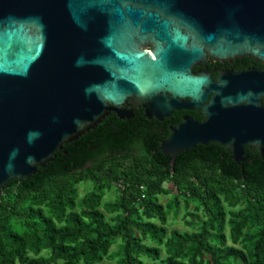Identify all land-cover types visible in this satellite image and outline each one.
Here are the masks:
<instances>
[{
	"label": "water",
	"instance_id": "1",
	"mask_svg": "<svg viewBox=\"0 0 264 264\" xmlns=\"http://www.w3.org/2000/svg\"><path fill=\"white\" fill-rule=\"evenodd\" d=\"M205 51L264 62V0H0V187L30 178L109 111L129 117L130 97L161 118L178 98L204 101V85L207 118L173 127L159 150L172 164L209 143L237 163L248 144L264 157V109L224 108L223 82L192 72ZM255 76L263 93L264 70Z\"/></svg>",
	"mask_w": 264,
	"mask_h": 264
},
{
	"label": "trees",
	"instance_id": "2",
	"mask_svg": "<svg viewBox=\"0 0 264 264\" xmlns=\"http://www.w3.org/2000/svg\"><path fill=\"white\" fill-rule=\"evenodd\" d=\"M124 127L107 116L0 187V264H264V157L246 149L237 163L210 143L172 164L163 134ZM84 181L93 188L79 196ZM182 209L189 230L170 225Z\"/></svg>",
	"mask_w": 264,
	"mask_h": 264
},
{
	"label": "flooded vegetation",
	"instance_id": "3",
	"mask_svg": "<svg viewBox=\"0 0 264 264\" xmlns=\"http://www.w3.org/2000/svg\"><path fill=\"white\" fill-rule=\"evenodd\" d=\"M263 70L264 62L251 54L222 58L213 56L208 51H205V55L192 66L193 73L207 75L210 83L223 82L224 108L239 109L245 113L264 109V92L259 93L255 83L256 73ZM235 87L242 90L240 98L230 92ZM203 89L207 91V98L204 101L191 102L190 98H178L179 107L173 108L161 118L155 115L149 116L144 106L147 100L138 101L133 96L121 108L129 117L120 118L114 110L109 111L107 116L116 117L120 123L125 124L126 130L163 134L162 142L168 138L173 127L184 123L187 119L202 122L207 118L206 107L213 99L214 89L211 85H204ZM170 96L168 94L164 102H167ZM246 149L257 151L251 144L246 145ZM244 157L245 160L248 158L245 154Z\"/></svg>",
	"mask_w": 264,
	"mask_h": 264
},
{
	"label": "rangeland",
	"instance_id": "4",
	"mask_svg": "<svg viewBox=\"0 0 264 264\" xmlns=\"http://www.w3.org/2000/svg\"><path fill=\"white\" fill-rule=\"evenodd\" d=\"M170 186V185H168ZM93 188V183L91 182H81L79 185H78V193H79V196H82L84 193H86L87 191L91 190ZM116 196V190L115 189H112L110 190L109 192H107L105 194V197L104 199L105 200H113ZM161 202L163 204H165L168 200H169V197L168 196H161ZM193 208V205H191V209ZM198 213V212H197ZM184 214V209H182L180 211V214L175 217L174 216V213L171 212L170 215H169V219H170V222H171V226L173 227H176L178 229H181V230H189L191 228L190 225H188L185 220H183L182 218V215ZM188 220H192L193 222H195L197 219L195 216H189L187 217ZM173 223V224H172ZM226 234H229V230L228 228L226 229ZM120 242V240H119ZM118 242V243H119ZM118 243L117 244H114L112 247H111V251H116L118 250ZM227 243L228 244H232L231 240L228 238L227 239ZM106 264H116V260L115 259H112V260H106L105 261Z\"/></svg>",
	"mask_w": 264,
	"mask_h": 264
}]
</instances>
